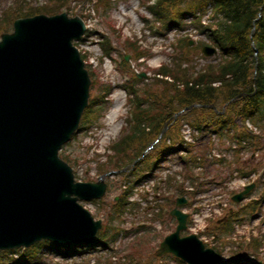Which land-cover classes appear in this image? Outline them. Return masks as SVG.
<instances>
[{"label": "water", "instance_id": "1", "mask_svg": "<svg viewBox=\"0 0 264 264\" xmlns=\"http://www.w3.org/2000/svg\"><path fill=\"white\" fill-rule=\"evenodd\" d=\"M84 32L80 16L62 12L16 18L13 30L0 35V250L41 240L87 245L101 228V220L78 201L101 198L107 183L75 181L59 156L88 104L91 80L74 45ZM202 51L211 55L216 49ZM253 186L232 199L238 202ZM185 202L176 199L170 211L176 230L160 243L157 255L217 264V253L197 236L180 237L187 214L178 206Z\"/></svg>", "mask_w": 264, "mask_h": 264}, {"label": "trees", "instance_id": "2", "mask_svg": "<svg viewBox=\"0 0 264 264\" xmlns=\"http://www.w3.org/2000/svg\"><path fill=\"white\" fill-rule=\"evenodd\" d=\"M98 1L102 9L106 10L112 4L111 0ZM150 1L141 0L140 3L152 16L150 19H143V23L145 30L154 36L163 35L169 29L182 25L185 15L203 9L208 3L212 4L215 13H220L222 18L207 30L212 43L219 48L223 58L218 64L209 65L203 72L193 76L189 68L182 67V62L189 61L191 54L198 47L190 45L187 39L180 38L177 40V52L171 65L162 64L154 70L155 74L162 77L154 75L144 82L129 70L124 55L130 53L131 59H138L151 53L149 50L140 49L137 39L127 40L126 52L120 53L119 61L123 72L130 73L128 80L121 85L128 94L127 127L118 140L111 144L113 154L109 156L108 161L99 165L98 169L102 174L109 171L123 172L125 168L129 169L128 176L142 178L150 174L163 156L178 150L179 146H174L179 144V126L182 120H187L200 129L218 130L232 124L235 118H248L253 124L264 128V0ZM42 5L31 7L18 3L0 18V31H9L17 17L34 15L44 10L49 13L59 11L66 6V0H46ZM99 36L103 55L110 57L116 48L108 37L101 33ZM81 57L85 58L83 54ZM87 69L91 79L90 96L80 119L79 130L88 129L99 121L107 108L105 98L112 90L109 83L98 80L95 71L89 67ZM217 81H220V84L214 86L213 83ZM164 127L167 129L161 140L151 151L144 154ZM240 135L250 136L245 131ZM167 139L170 140L169 144ZM62 158L68 160L64 155ZM126 193L112 203V210L107 213L109 223L99 231L89 248H106L115 239L119 231L118 221L125 209ZM263 199L264 196L257 202H248L233 210L222 221L221 232L230 233L232 223L239 220V215L253 212L256 204ZM173 203L174 201L170 200V205ZM260 240L255 238L251 241L255 250L258 249V243H254ZM75 247L77 248L75 244L62 245L40 241L23 249L17 259L9 256V253L18 250H0V264H35L46 253L61 257L72 256L80 253ZM217 252L221 256L218 250ZM9 261L12 263H7ZM179 262L182 263L180 260Z\"/></svg>", "mask_w": 264, "mask_h": 264}, {"label": "rangeland", "instance_id": "3", "mask_svg": "<svg viewBox=\"0 0 264 264\" xmlns=\"http://www.w3.org/2000/svg\"><path fill=\"white\" fill-rule=\"evenodd\" d=\"M140 2L141 0H112L110 8L106 10L102 9L101 3L98 0H66V6H63L59 11L49 13L48 10H44L46 12L39 11L36 14L55 15L65 12L68 17H82L89 27V31L86 30V35L84 34L88 42H84L83 44V48L89 53L88 57L93 53V50L101 54L100 44L98 45L97 43L100 38L99 33L108 37L112 41L113 47L116 48L111 53V60L106 61L104 66L97 65L95 67L91 66V68L95 70L99 81L120 83V81H124L130 76L129 72H123V68L119 63L120 53L126 52L125 42L127 40L135 41L137 39L140 49L149 50L151 53V55L149 54L150 56H145L146 58L141 61H131L129 65L130 70H133L132 66H134L141 71L147 72L150 76L153 69L158 68L160 64L167 62L170 58L162 49L164 44L161 42V39L155 38L156 36L145 31L143 19L150 18V15L141 8ZM18 3L28 4L31 7H40L46 3V0H0V18L6 11L15 8ZM10 31H12V25L8 32ZM1 33L0 31V35ZM157 58L159 60L155 61ZM108 113L109 109L105 112V116ZM118 115L119 120L124 117L122 114ZM105 116L100 119L97 127L81 129L59 152V156L62 157L64 155L67 157L68 160L66 162L73 168L75 175L81 176L85 181L86 179H90L86 170L89 169L90 172L94 168L91 165H96V162L100 161L95 151L98 149L99 135L104 132V129H99L101 126H104L102 121L106 118ZM255 127L260 137L254 140L256 145L252 146V151L248 157L242 160L234 159L224 164L244 165L243 167L247 169L256 170L257 183L251 190L249 198L236 204L234 208H237L239 205H245L250 199L260 198V193L264 191V173L261 174L264 170V128ZM91 180L97 181L96 178H92ZM119 180L120 178L118 177L112 180L111 188L107 189L106 194L101 198L104 201L101 204L93 203L94 205L92 206L79 201L84 207L91 206L90 212L93 217L101 219L104 225L109 223L107 213L109 210H112V202L117 200L116 197L121 193ZM254 211V213H241L240 220L232 223L234 227L233 232L231 231L232 234L225 233L221 236L224 244L220 249L224 250L220 264H264V200L261 204H256ZM136 215L137 213L127 214L126 220L131 221V224L134 225L135 220L133 218ZM175 226L176 222L170 221L159 231L149 224L142 229L140 234H137L134 240L131 242L125 241L118 246L114 244L112 245V249L100 252L90 249L71 256L68 259L45 254L36 264H180L176 260L178 258L174 259L175 257L171 254H164L161 257L156 256L159 243L166 235L174 231ZM181 235H184L182 231ZM255 238L261 239L259 242L254 243V245L258 243L257 250L251 245L252 239ZM79 249L82 251L84 247H75V250ZM15 257L18 256L15 255ZM7 263L12 262L9 261Z\"/></svg>", "mask_w": 264, "mask_h": 264}, {"label": "bare ground", "instance_id": "4", "mask_svg": "<svg viewBox=\"0 0 264 264\" xmlns=\"http://www.w3.org/2000/svg\"><path fill=\"white\" fill-rule=\"evenodd\" d=\"M159 60V58H157L155 61ZM115 117V113L113 112L112 114L109 115V119L112 120Z\"/></svg>", "mask_w": 264, "mask_h": 264}]
</instances>
